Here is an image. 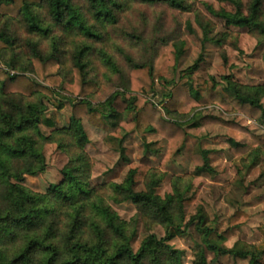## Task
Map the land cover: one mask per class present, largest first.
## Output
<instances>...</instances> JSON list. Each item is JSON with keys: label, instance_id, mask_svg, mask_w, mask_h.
Masks as SVG:
<instances>
[{"label": "trees", "instance_id": "16d2710c", "mask_svg": "<svg viewBox=\"0 0 264 264\" xmlns=\"http://www.w3.org/2000/svg\"><path fill=\"white\" fill-rule=\"evenodd\" d=\"M197 1L0 0V264H181L180 251L167 241L184 235L191 224L200 243L190 264H209L206 251L264 264V246H221L248 220L243 210L236 208L222 231L199 211L185 219L186 206L199 193L193 176L214 173L211 150L201 143L203 126L225 128L223 144L241 156L239 175L264 155V133H254L231 117L203 113L201 101L263 122L264 83L241 84L226 75L204 78L197 73L200 57L178 75L182 42H163L150 61L135 62L108 31L133 5L163 3L194 11L206 38L212 24L195 9ZM219 1L233 10L206 5L208 11L227 28H245L264 48V0ZM235 38L236 33L227 31L209 39L238 49ZM261 58L264 62V50ZM115 76L122 82L106 94ZM61 99L71 106L68 125L57 119ZM83 120L103 131L128 161L122 181L90 185L93 161L85 151L89 138ZM132 132L157 133L166 141L158 167L147 154L136 162L124 157L122 141ZM189 136L196 140L192 173L172 176L171 193L162 197L157 188ZM47 143L56 144L68 161L60 170L61 180L38 193L23 180L45 171ZM144 148L147 153L161 147L151 141ZM139 183L143 188L136 189ZM110 201L130 202L137 214L125 220ZM139 222L149 232L134 251ZM156 226L164 229V236L152 232Z\"/></svg>", "mask_w": 264, "mask_h": 264}, {"label": "rangeland", "instance_id": "374dc122", "mask_svg": "<svg viewBox=\"0 0 264 264\" xmlns=\"http://www.w3.org/2000/svg\"><path fill=\"white\" fill-rule=\"evenodd\" d=\"M246 1L242 0L243 3ZM206 5H210L214 10L221 8L227 11L233 10L231 4L219 0H198L195 3V9L212 24L206 38L194 11H179L163 3L133 5L128 12L121 15L118 23L108 26V31L112 37L121 41L132 61L141 63L150 61L154 57L156 47L163 42H182L183 54L178 64V75L200 57L197 73L204 78L214 76L220 80L223 75H226L241 84L264 83V62L261 58L264 48L258 46L257 41L247 33L245 28H227L222 19L208 11ZM227 31L237 34L235 39L238 49L230 43L217 44L209 39ZM125 72H128L127 68ZM116 77L107 87L106 94L113 92L115 90L113 86L120 82L121 79ZM157 88H159L158 85ZM159 97L160 94L154 99L157 100ZM61 100L63 102L60 110L61 118L57 117V119L64 125H68L71 106L66 100ZM262 103L264 106V97ZM200 110L203 113H215L234 118L254 133H264V121L254 122L243 115L221 111L217 106L209 105L205 101H201ZM83 125L89 138L85 151L93 161L90 185L122 181L128 169V161L121 158L116 145L107 139L103 131L91 126L85 120ZM202 130L206 136L201 143L203 147L211 150L209 158L214 173L193 176V185L199 189V193L197 199L186 206L185 219L199 211L204 214L207 223L222 231L227 226L228 217L236 208H239L248 215V220L235 228L234 234L224 240L221 246L225 249H239L246 244H253L257 248L263 247L264 155L249 170L244 169V175H239L238 171L242 169L241 156L231 154L227 146L223 144L226 138L225 128L217 124H208L203 126ZM151 141H157L161 148L157 152L146 153L144 144ZM195 141V138L187 137L182 152L168 164L160 186L157 188L160 196L171 193L172 176L183 177L192 173L190 154ZM122 146L125 148L124 157L130 162H136L147 154L152 160V165L158 167L166 141L157 133L132 132L124 138ZM43 152L46 161L45 171L35 176L26 175L23 180L27 188L38 193H45L50 184L61 180L60 170L68 161L66 154L54 143L45 144ZM141 188L143 184L139 183L136 189ZM110 203L118 215L125 220H130L137 214L136 206L130 202L115 204L110 201ZM148 232L144 224L139 222L136 237L132 242L134 251L138 249ZM152 232L158 237L164 236V229L161 226H156ZM167 243L180 251L181 264H190L197 252L200 236L195 226L191 224L184 235H174ZM206 258L209 264H247L248 262L246 259L233 258L229 255L217 256L210 251H206ZM261 262L264 263V256Z\"/></svg>", "mask_w": 264, "mask_h": 264}]
</instances>
